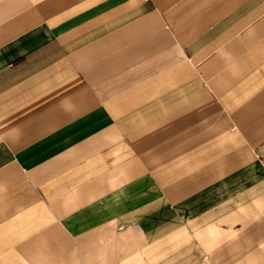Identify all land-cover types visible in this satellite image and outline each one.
<instances>
[{"label": "crops", "instance_id": "obj_1", "mask_svg": "<svg viewBox=\"0 0 264 264\" xmlns=\"http://www.w3.org/2000/svg\"><path fill=\"white\" fill-rule=\"evenodd\" d=\"M0 264H264V0H0Z\"/></svg>", "mask_w": 264, "mask_h": 264}]
</instances>
